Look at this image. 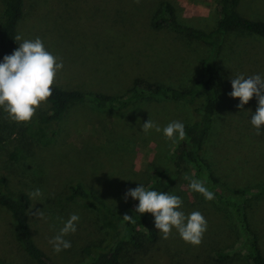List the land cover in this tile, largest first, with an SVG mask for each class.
Returning <instances> with one entry per match:
<instances>
[{"label":"rangeland","instance_id":"1","mask_svg":"<svg viewBox=\"0 0 264 264\" xmlns=\"http://www.w3.org/2000/svg\"><path fill=\"white\" fill-rule=\"evenodd\" d=\"M165 2L173 8L176 21L184 26L203 32L216 26L218 0H139V3L135 0H25L26 11L17 33L23 39L40 38L45 49L58 62H63L54 83L63 89L122 95L130 88L132 79L140 77L181 90L200 79V61L199 68L197 61L208 49L184 38L177 39V42L183 41L181 47L172 38L178 36L168 28L151 27L152 17L160 3ZM208 3V15L187 13L188 5L208 6ZM3 7L4 0H0V20ZM237 12L242 18L264 23V0H239ZM3 58L0 50V62ZM181 66L186 73L177 75L174 69ZM219 66L222 86L204 154L225 188L264 185V135L257 136L250 123L258 101L253 97L243 109H238L239 99L229 95L231 78L256 74L264 77V38L239 28L225 34ZM201 104L199 96L192 106L184 101L155 97L111 112L99 111L86 102L79 103L63 115L50 141L38 145L39 138L53 129L50 125L34 124L35 116L47 110L46 103L27 123L10 120L0 109V121L5 120L8 127L11 122L14 125L12 135L7 134V128V132L0 130L7 137L0 151V178L5 180L10 194L28 196L30 206L26 215L36 245L55 264H76L83 246L94 249L107 244L117 229L113 220L91 205L79 201L63 204L58 202V197L69 184L80 182L98 191L110 208L119 212L129 209L136 200L128 197L125 201L126 191L138 184H148L153 169L166 166L168 154L179 141V138L167 139L162 131L144 133L142 125L150 119L161 129L172 121L187 126L197 119L193 108ZM260 131L264 133V126ZM20 133L30 141L33 164L23 167L24 172L14 173L17 163L9 159V153L15 134ZM186 169L180 174V183L168 194L181 198L179 210L185 215L199 211L205 217L207 230L201 244L194 247L183 242L175 229L168 239H162L156 229L158 241L146 250L151 252L147 256L138 252L133 257V251L128 250L121 255L122 264H249L238 249L231 217L213 200L207 201L199 193L190 191V179L185 178L190 177L189 168ZM37 188L42 196L33 200L29 193ZM37 209L44 212L45 219L38 220L28 214L29 210ZM251 212L249 225L264 255V198L257 204L252 203ZM74 213L80 217L77 230L65 237L71 242V248L57 254L49 240ZM150 220L154 226L152 215ZM213 250L233 252L223 262H216L211 256ZM152 256L154 263L145 262ZM0 259L8 264H32L18 248L11 219L1 207Z\"/></svg>","mask_w":264,"mask_h":264},{"label":"trees","instance_id":"2","mask_svg":"<svg viewBox=\"0 0 264 264\" xmlns=\"http://www.w3.org/2000/svg\"><path fill=\"white\" fill-rule=\"evenodd\" d=\"M44 0H38L41 2ZM239 0H219L217 4L218 19L216 26L209 32H203L178 23L173 8L169 3H160L159 10L151 19V27L159 29L166 27L178 36L190 41H196L207 47L206 55L200 60L201 77L186 90H174L169 86L151 83L140 77L131 81V86L122 95H106L97 92H83L75 89H63L53 84L52 95L47 100V110L38 113L34 118L35 125H50L53 129L37 141L47 144L55 134V128L67 110L79 103L86 102L99 111H119L138 101H150L155 97L184 101L190 106L199 96L202 104L193 108L197 119L185 126L186 138L175 143L167 156L166 166L153 169L152 180L144 187L148 190L169 193L180 183V174L188 169L189 179L203 181L205 186L214 193L216 205L224 209L232 219L233 227L238 236V249L242 251L249 264H264V255L258 246L257 236L249 225L252 214V203L257 204L264 196V185H247L245 188H225L214 172V167L204 154V144L211 130V124L221 90L219 56L225 34L234 29H243L249 33L264 38V23L242 18L237 12ZM36 4L33 2V5ZM31 7V6H30ZM33 7V6H32ZM36 9V7H35ZM26 11L25 0H4L2 18L0 20V50L3 55H10L21 43L15 41L17 28ZM158 17V19H156ZM5 120L0 121V130L12 135L11 122L9 127ZM17 136V137H16ZM29 138L33 137L31 132ZM16 137V138H15ZM9 159L17 163L14 173H21L23 167L33 164L34 155L30 149V141L22 133L16 135ZM7 137L0 131V151ZM1 153V152H0ZM30 168V167H29ZM79 201L94 207L102 215L113 220L117 226L110 241L104 245L91 248L86 245L80 250L76 264H122L121 255L133 251V257L138 252L147 256L146 250L158 241V232L152 225L151 214L135 212L138 201H134L124 212L109 207L98 191L84 187L80 182L68 185L66 191L58 197V202L67 204ZM249 203V205H247ZM30 206L29 198L24 193L12 195L6 188L5 180L0 178V207L9 215L12 224V234L20 251L32 264H55L34 242L27 220L26 212ZM127 214L133 216L134 223L122 218ZM231 251L213 250L211 256L216 262H223ZM150 258V257H149ZM148 258V259H149ZM144 259V258H143ZM141 260V262L143 261ZM145 262H155L154 256ZM135 259L133 260V262ZM0 264H8L0 259Z\"/></svg>","mask_w":264,"mask_h":264},{"label":"clouds","instance_id":"3","mask_svg":"<svg viewBox=\"0 0 264 264\" xmlns=\"http://www.w3.org/2000/svg\"><path fill=\"white\" fill-rule=\"evenodd\" d=\"M135 2L139 3V0ZM14 40L22 42L0 62V109L10 120L16 123H27L52 95V86L57 73L63 69V62H58V58L45 49L40 38L23 39L21 34H17ZM231 89L230 97L240 101L237 105L238 109H243L253 97L257 99L258 106L251 116L250 123L256 130L257 136L264 135L260 131L264 126V77L259 74L247 78L244 75H238L231 78ZM141 130L144 133L150 130H155L157 133L162 131L169 140L186 138L185 126L180 121H172L161 129L158 124L148 119ZM188 187L190 191L199 193L207 201L214 199V193L205 186L203 181L190 179ZM41 196L42 191L39 188L29 193V197L33 200ZM128 197L139 202L135 208L136 213L152 215L154 227L162 234V239H168L175 229L183 242L194 247L201 244L207 230V221L199 211H193L188 215L180 211L182 205L180 197L148 190L139 184L134 189L126 191L125 201ZM28 214L38 220L45 219L44 212L39 209L34 212L29 210ZM122 219L126 222H135L133 216L127 214ZM79 220V215L74 213L62 222L63 226L59 232L49 240L55 253L71 248V242L65 237L76 232Z\"/></svg>","mask_w":264,"mask_h":264},{"label":"crops","instance_id":"4","mask_svg":"<svg viewBox=\"0 0 264 264\" xmlns=\"http://www.w3.org/2000/svg\"><path fill=\"white\" fill-rule=\"evenodd\" d=\"M206 2L207 1H210V0H205ZM219 1V0H218ZM189 6V8L187 9V13L189 14V15H198V16H205V15H208V9H209V3H208V6H206V4H205V6H201V4H191V5H188ZM178 36V35H177ZM173 38V40L175 41V43L177 44V45H181V47H183L184 45H183V41H180V42H177V39H183V37H181V36H178V37H176V38H174V37H172ZM184 40V39H183ZM202 58H203V56H202ZM201 57H200V59L197 61V66H198V68H199V61L202 59ZM219 58H220V56H219ZM184 69V67L183 66H181V67H179V69H174V70H176V74L178 75V74H185L186 72H185V70H183ZM172 70V69H171ZM166 71H170V69H167ZM221 72V71H220ZM190 73V72H189ZM175 75V74H174ZM186 89H189V87L188 88H182L181 90H186Z\"/></svg>","mask_w":264,"mask_h":264}]
</instances>
